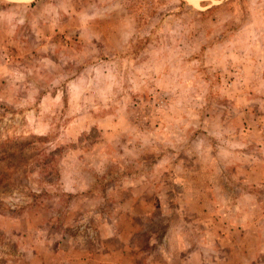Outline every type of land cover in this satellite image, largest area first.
Segmentation results:
<instances>
[{
    "label": "rangeland",
    "instance_id": "374dc122",
    "mask_svg": "<svg viewBox=\"0 0 264 264\" xmlns=\"http://www.w3.org/2000/svg\"><path fill=\"white\" fill-rule=\"evenodd\" d=\"M204 208L264 210V0H0V224L36 221L10 237Z\"/></svg>",
    "mask_w": 264,
    "mask_h": 264
},
{
    "label": "crops",
    "instance_id": "0c3cea01",
    "mask_svg": "<svg viewBox=\"0 0 264 264\" xmlns=\"http://www.w3.org/2000/svg\"><path fill=\"white\" fill-rule=\"evenodd\" d=\"M240 200L250 202L249 207L254 208L251 211L259 208L253 194H243ZM28 208L33 209L29 206L20 212L26 215ZM175 210L177 223L169 222L168 229L161 225L170 219L168 213L162 219L157 217V222L150 215L127 212L111 223L101 221L100 244L95 249L77 246L62 237L59 242L51 237L41 240L37 235L31 239L26 234L18 239L10 237V233L18 234L21 224L26 232L36 222L29 217L22 222L12 219L7 221L12 232L0 224L7 242L14 246L11 254L3 256L8 264H264V210L257 219L245 222L242 216L232 222L229 216L210 208L193 210L186 217L183 215L188 211ZM159 223L160 231L150 230ZM44 225L42 220L39 227Z\"/></svg>",
    "mask_w": 264,
    "mask_h": 264
}]
</instances>
